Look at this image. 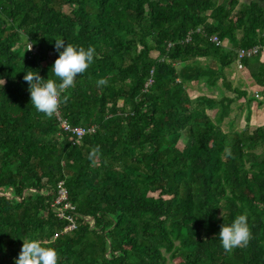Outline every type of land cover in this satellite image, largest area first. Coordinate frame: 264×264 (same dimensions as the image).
Segmentation results:
<instances>
[{"label": "trees", "instance_id": "obj_1", "mask_svg": "<svg viewBox=\"0 0 264 264\" xmlns=\"http://www.w3.org/2000/svg\"><path fill=\"white\" fill-rule=\"evenodd\" d=\"M54 38L99 57L61 96L72 125L98 126L80 142L32 107L23 80L55 79ZM259 43L258 2L0 0V264L34 237L59 264H264V125L222 128L234 102L223 90L247 95L227 69ZM261 56L243 64L264 89ZM202 83L218 97H193ZM60 181L75 206L66 232ZM240 214L249 242L226 252L216 236Z\"/></svg>", "mask_w": 264, "mask_h": 264}, {"label": "clouds", "instance_id": "obj_2", "mask_svg": "<svg viewBox=\"0 0 264 264\" xmlns=\"http://www.w3.org/2000/svg\"><path fill=\"white\" fill-rule=\"evenodd\" d=\"M54 48L58 57L51 65L55 79H43L38 71L25 72L23 80L28 84L30 104L38 112L51 118L61 104V96L74 86L78 75L83 74L98 59L95 48L76 46L62 38H54ZM31 49V48H30ZM29 49V50H30ZM98 85H106L107 80L101 78ZM99 149H92L89 159L92 160ZM226 252L238 247H246L250 238L248 219L245 214L237 215L230 223L223 222L216 236ZM13 264H59L58 251L45 246L38 238L23 240L18 258Z\"/></svg>", "mask_w": 264, "mask_h": 264}, {"label": "rangeland", "instance_id": "obj_3", "mask_svg": "<svg viewBox=\"0 0 264 264\" xmlns=\"http://www.w3.org/2000/svg\"><path fill=\"white\" fill-rule=\"evenodd\" d=\"M26 45H29V43ZM227 75L233 87L246 91L247 95L238 96L233 90H223L226 96L234 99V102L231 104L230 115L222 124L223 130H240L248 125L251 129H254L257 126L264 125V89L255 84V80L249 75L245 67L238 69L236 63L227 69ZM255 90H258V96L255 95ZM202 93L218 97L219 90H207L202 83L195 87L193 97ZM215 113L216 110L209 111L212 117H214ZM185 143L186 138L183 136L179 142V147L183 148Z\"/></svg>", "mask_w": 264, "mask_h": 264}, {"label": "built area", "instance_id": "obj_4", "mask_svg": "<svg viewBox=\"0 0 264 264\" xmlns=\"http://www.w3.org/2000/svg\"><path fill=\"white\" fill-rule=\"evenodd\" d=\"M200 30L201 28L197 29V31ZM191 34L192 31L188 33L186 41H189L191 39ZM209 38L210 41L216 46H224L227 44V42L220 39L217 34H213ZM256 55H264V43H259L248 48L238 49L236 58L237 68L243 69V61L247 58H251ZM255 95L258 96V92H255ZM54 115L57 119L60 129L63 132L69 133L71 139L74 142H80L84 138V136L95 133L97 131L98 126L96 124L87 127L72 125L67 118L63 117L60 108H58L57 112ZM52 206L55 209V212L57 213L59 218L67 219L69 221V225L65 228V232L71 231L76 228L74 217L72 215V212L75 210V206L69 201L68 191L66 190L63 181H60L58 184V193L52 203Z\"/></svg>", "mask_w": 264, "mask_h": 264}, {"label": "crops", "instance_id": "obj_5", "mask_svg": "<svg viewBox=\"0 0 264 264\" xmlns=\"http://www.w3.org/2000/svg\"><path fill=\"white\" fill-rule=\"evenodd\" d=\"M240 2H244V3L258 2L260 5L264 7V0H240ZM261 61L264 62V55L261 56ZM255 91L258 92V90Z\"/></svg>", "mask_w": 264, "mask_h": 264}]
</instances>
